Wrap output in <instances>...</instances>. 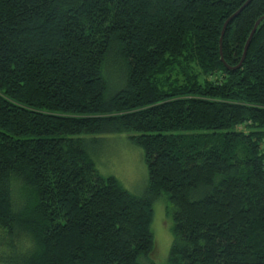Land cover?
Segmentation results:
<instances>
[{"label":"trees","instance_id":"16d2710c","mask_svg":"<svg viewBox=\"0 0 264 264\" xmlns=\"http://www.w3.org/2000/svg\"><path fill=\"white\" fill-rule=\"evenodd\" d=\"M0 0V264H264V0ZM115 86H119L118 89ZM129 133L142 195L82 135Z\"/></svg>","mask_w":264,"mask_h":264},{"label":"rangeland","instance_id":"374dc122","mask_svg":"<svg viewBox=\"0 0 264 264\" xmlns=\"http://www.w3.org/2000/svg\"><path fill=\"white\" fill-rule=\"evenodd\" d=\"M130 136L129 133H123L80 137L86 140L87 151L103 176H115L130 193L142 195L149 183L148 169L142 149L131 141ZM153 209L154 262L167 264L173 242L172 204L163 195L154 203Z\"/></svg>","mask_w":264,"mask_h":264},{"label":"water","instance_id":"95a60500","mask_svg":"<svg viewBox=\"0 0 264 264\" xmlns=\"http://www.w3.org/2000/svg\"><path fill=\"white\" fill-rule=\"evenodd\" d=\"M252 0H248L247 2H246V4L235 14V15H233L227 22H226V24H225V26H224V28H223V31H222V35H221V39H220V54H221V60H222V62L223 63H225V59H224V54H223V40H224V36H225V32H226V29H227V26H228V24H229V22L234 18V17H236L247 5H249L250 4V2H251ZM264 20V16L262 17V18H260L258 21H257V23H256V25H255V27H254V29H253V31H252V33H251V35H250V37H249V39H248V42H247V44H246V47H245V52H244V55H243V58H242V61H241V63L237 66V67H229L228 65H226L227 66V68L229 69V70H235V69H239V68H241V66H242V64H243V61L245 60V58H246V55H247V51H248V48H249V45H250V43H251V40H252V38H253V36H254V34L256 33V31H257V29H258V27H259V25L261 24V22ZM226 64V63H225Z\"/></svg>","mask_w":264,"mask_h":264}]
</instances>
